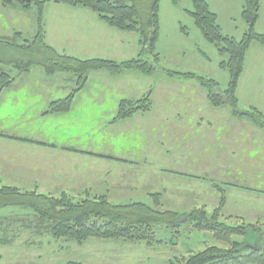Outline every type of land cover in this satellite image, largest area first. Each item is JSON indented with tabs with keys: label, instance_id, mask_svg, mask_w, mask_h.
<instances>
[{
	"label": "rangeland",
	"instance_id": "rangeland-1",
	"mask_svg": "<svg viewBox=\"0 0 264 264\" xmlns=\"http://www.w3.org/2000/svg\"><path fill=\"white\" fill-rule=\"evenodd\" d=\"M176 1L161 0L159 4V36L155 43L159 61L155 63L153 73L143 74L134 69L118 74L101 69L89 71L84 88L74 96L71 110L62 113L42 114L50 100L61 98L76 86L74 77L68 72L47 76L43 68L36 65L30 69V74H34L28 81L30 83H19L14 88L3 90L0 94L2 133L21 138L31 136L35 141L0 136V185L8 184L23 191L34 190L52 195L66 191L75 199L102 196L111 204L142 201L156 206L158 210L174 211L180 215L203 208L208 213L219 211L220 220L227 224H256L264 229V193L244 188L238 191L230 184V181H238L246 186L261 187L264 171L259 170L264 169V160L258 162L257 159L264 158V135L259 127L255 125L254 131L248 130L252 128V122L246 118H243L244 121L239 119L244 127L236 126L227 118H222L229 113L227 105L216 108L206 101L208 105L199 103L197 111L211 121L205 129L207 142L203 139L200 144L190 145L189 138L193 133H186V141L177 144L168 145L165 139L164 133L169 129L170 122H174L170 116L173 111L183 117L176 128H192L193 132L201 133L198 134L201 138L204 136L203 131L191 123L187 124L192 116L183 101L190 89L186 88L188 85L204 89L194 79L175 75V72L212 77L218 81L220 89L225 88L228 82L227 70L219 67V63L227 57L219 55L216 47L203 37L193 23L187 12L191 10V0ZM206 1L209 8L217 12V22L225 23L224 29L238 24L227 17L239 12L241 0ZM0 7V36H11L12 28L21 31L22 39L35 35V6L30 9H23L17 4ZM85 10L96 15L87 8ZM10 12L8 21L4 15ZM259 14V30H264V0H260ZM236 18L245 25L240 16ZM60 21L56 14L48 22L45 21V40L57 51L81 59L94 58L68 52L69 31L64 32ZM85 22L88 20L80 17L78 24ZM102 25L84 27L87 36L91 34V37L95 28L97 31L102 29L99 35L102 42L110 41V36L120 39L115 44L112 59L128 60L141 53L137 33L123 32L105 23ZM255 29L258 30L257 27ZM21 38L18 41L22 42ZM59 43L61 46H58ZM63 44L67 50H63ZM71 49L80 50L78 44ZM141 56L153 61L146 52ZM3 66L0 64V68ZM7 69H10L9 66ZM98 73L117 76L122 86L115 89L113 83L100 79ZM66 76L72 79H63ZM149 90L153 100L150 111L112 121L119 100L139 99ZM117 124L119 126L115 127ZM161 133L164 135L162 141ZM53 140L60 145L67 144L72 152L59 146L47 148L41 144ZM106 151L126 158L116 161L118 158ZM62 173L64 176H61ZM218 185L225 189L222 206L219 203L220 193L215 188ZM9 212L28 211L21 207L0 209V214ZM182 219L179 220L178 232L167 227L166 224L171 225L169 221L155 224L156 242L149 245L144 241L97 238L77 243L71 239L50 235L41 237L17 229L12 243L0 245V264H64L71 259L85 264H179L177 259L207 245L226 246L217 242L209 230H194L186 218ZM257 231L248 230L244 238L234 236L245 242L240 253L251 250L260 236L264 238V233L259 236ZM3 234L0 229V236Z\"/></svg>",
	"mask_w": 264,
	"mask_h": 264
},
{
	"label": "trees",
	"instance_id": "trees-1",
	"mask_svg": "<svg viewBox=\"0 0 264 264\" xmlns=\"http://www.w3.org/2000/svg\"><path fill=\"white\" fill-rule=\"evenodd\" d=\"M161 0H0L2 6L17 4L23 9L33 6L36 11V33L30 38L22 39L20 31H14L11 36H0V94L4 89L12 86L20 75L39 65L45 75L49 76L60 72L72 74L75 87L61 99L50 102L42 114L68 112L71 109L74 96L81 91L88 79L87 72L97 69L107 70L112 74L123 73L134 69L143 74H151L154 65L159 61L155 43L159 31V4ZM177 2L176 0H173ZM62 3L71 6L87 8L95 12L100 20L123 32H135L139 36L138 44L141 53L152 56L153 61L137 57L128 60L116 61L111 58H78L65 52L57 51L45 40L46 3ZM189 12L193 23L200 29L203 37L212 43L219 55H226L219 63L220 68L228 72V82L225 88L220 89L217 80L205 76H197L193 72H175L194 79L206 92L207 103L219 108L227 105L231 113L238 117L249 118L264 133V113L255 107L247 111L239 109L236 89L239 78L244 70L245 54L252 42L264 45V33L258 32L255 27L259 17L260 0H242L240 17L245 22L246 29L241 38H235L223 33L217 22V14L209 8L206 0H191ZM22 39V42L18 39ZM9 66L10 69H7ZM7 69V70H6ZM151 91L145 92L139 99H121L117 105L113 122L132 117L135 113L150 111L152 108ZM23 141L32 139L4 134ZM70 150V148H67ZM219 186V187H218ZM216 186L220 193V204L224 203L225 196L220 185ZM8 207L25 208L27 213L9 212L0 214V229L4 233L0 236V245L12 243L15 230H27L36 236L50 235L53 238H64L82 243L90 238L120 239L132 242L144 241L148 245L156 242L155 224H166L175 232L179 231L180 219L186 218L193 229L209 230L214 239L226 246L207 245L202 250H195L177 259L179 264H264V229L256 224L244 226L227 224L220 220L219 211L208 213L199 208L180 215L174 211L158 210L156 206L145 204L142 201L114 204L104 197L93 196L73 198L66 191L59 195L40 193L34 190L23 191L12 185H0V209ZM258 230L260 236L251 250L240 253L244 240L234 238L247 235L248 230ZM13 232V233H11ZM251 246V244H250ZM64 264H85L83 261L68 260Z\"/></svg>",
	"mask_w": 264,
	"mask_h": 264
},
{
	"label": "crops",
	"instance_id": "crops-1",
	"mask_svg": "<svg viewBox=\"0 0 264 264\" xmlns=\"http://www.w3.org/2000/svg\"><path fill=\"white\" fill-rule=\"evenodd\" d=\"M51 4H54V5H51ZM45 5H46L45 10H44L45 21L48 22L53 17V15L56 14L57 16L60 17L61 21L59 23L64 25V28H65L64 32L69 31L67 38L70 39V42L68 45L69 49H70L68 52H70V54L71 53H73V54L80 53L77 55L83 54V55H87V56H91V57L95 56V57H102V58L114 57V51H116L114 49V47L117 45L116 43H118L120 41V39L118 37L114 38L113 36H110V41L105 40V42H102V40L100 39V36H99L101 31H102V29H100V28L98 29V31L96 30L97 28L94 29L93 37H91V34L89 36H87V34H86L85 27H84L85 25H88V27H90V26L93 27L96 24L102 25L103 22L100 20L98 15H94L93 13L91 14L90 12L85 10V8H83L81 6L80 7L71 6V5H66V4H62V3H54V2H48ZM0 6H1V2H0ZM241 6H242V0L238 4L239 12H237L235 15L227 17L229 19V21H231L233 19L234 21L238 22V24L233 26L231 29H227V30L224 29L223 24H225V23L218 21L222 31L224 33L232 36V37L234 36L235 38H241L244 34V30L246 29V25H242V23H240V20L238 19L239 20L238 21L236 18V16H240ZM0 9H1V7H0ZM2 10H5V9L3 8ZM214 12L217 14L216 11H214ZM10 15H11V12L9 13V15L8 14L4 15L5 19H7L9 21L8 18L10 17ZM35 15H36V13L34 14V17H35ZM80 17L86 18L88 20V22L78 24ZM218 17L219 16L217 14V19H218ZM260 18L261 17L259 14V17L257 19L258 20L257 26H256L258 29L257 31L264 33V30H259V29H261L258 25L261 22ZM35 20H36V17H35ZM102 26H104V25H102ZM12 30H13V32L19 31V30H16L14 28H12ZM82 33H83V35L81 36ZM9 35H12V34H9ZM48 40H49V38H48ZM49 44H51V43H49ZM77 44L79 45V49H80L79 52H78V50L71 49V48L75 47V45H77ZM58 46H61V44L59 43ZM101 46L103 48H100ZM62 48H63V50H67L65 44H63ZM245 56H246L245 57V63L243 66L244 70H243V72L239 78L240 79L239 84H238L237 89H236L238 103H239V106L241 105V108L240 107L239 108L243 111H247L249 108L255 107L256 109H258L262 113H264V45L259 44L258 42H252L250 47L246 51ZM98 74H100L99 75L100 79L106 80V82L113 83L115 86V89H118L119 86H122L120 81L117 80L118 79L117 76L104 75L103 73H98ZM33 75L30 74V71L23 74V75H20L19 77H17V79L14 81V83L10 87H13V86L15 87V85L19 84V83L26 84V82H28L29 79L34 77ZM39 76H41V78L44 77L43 74H39ZM65 78L69 79V81H70V79H72V77H70V76H66L63 79H65ZM45 79H47V78L45 77ZM28 83H30V82H28ZM190 85H188V87H186V88H190V89H189V91H187V94L185 93L184 99H183L184 105L190 109L191 116H192V120L188 121L187 124L190 125V123H191L192 125L197 127L199 131H201V132L203 131L204 136L201 138L200 135H198L201 133L193 132L192 128H188V127L176 128L182 123L181 121H179V119H183V117H179L180 113L175 114V112L173 111L170 113V116H172L174 122H170L171 125L168 126L169 129H167V131L164 133L165 139L167 140L168 145L171 143L177 144V142H179V141L185 142L186 141L185 140L186 133H188V134L193 133L194 134L193 136L190 135V138H189L190 145L191 144H200V143H202L203 139L205 142H207V140L205 139L206 135H207L205 129L207 128L206 127L207 124H210L211 121H210V119H207L205 115L200 114V112L197 111V109H198L197 107H199L200 104H202L203 106H205V104H206V101H207L206 100V92H204L202 90V88L198 89L197 87L190 86ZM65 89H68V87H66ZM68 93H66L64 96H66ZM64 96H62V97H64ZM61 98L60 97L53 98L52 100H50V102L53 100H56V99H61ZM122 99H124V98H122ZM125 99H127V98H125ZM50 102L48 103V105L50 104ZM204 102H205V104H204ZM206 105H208V104H206ZM204 109L207 110V107H205ZM228 111H229V113L225 114V116L222 118L224 120H225V118H227V121H232L233 123L236 124V126L244 127L241 123V121H244L243 117H238L237 115L232 114L230 109ZM170 116H169V119H170ZM239 119L241 121H239ZM121 122H123V121H121ZM104 125H105V123H104ZM251 125H252V128L248 129V130L254 131L255 130V124L252 122ZM118 126H119V124L115 125V127H118ZM0 131H1V129H0ZM262 133H263V131H262ZM164 135H163V133H161L160 140L164 139ZM263 135H264V133H263ZM25 138H27V139L29 138V139H32L33 141H35V139H33V137H31V136H28ZM33 141H29V142L33 143ZM41 144L45 145L47 148H50V147L51 148H58V146L61 147L62 150H67V148H70L67 144L63 143V145H60V144H57V142L54 140L51 142L43 141ZM75 149H77V148L75 147L74 151H75ZM68 151L72 152L71 150H68ZM106 153L111 155L114 158L115 157L118 158V160H116V161H119V160L121 161L122 159L126 158L123 155L119 156L116 153H112V151H110V152L106 151ZM98 154L101 155L102 153H98ZM257 160H258V162H260L261 160H264V158L261 157V159H257ZM259 171H264L263 167ZM176 172H178V171H176ZM180 172H182V171H180ZM52 175L53 174H51V176ZM61 176H64V173H62ZM234 181H237V180L235 179ZM227 183H229V182H226V184ZM240 183L241 182H238V181L234 182V183L230 181V184H232L231 187L234 188L235 190L239 191L240 189L244 188L246 190H253L256 192L264 193V181L261 182L262 184H261V187H259V188L254 187V185L253 186H246V185L240 184ZM237 188H239V189H237Z\"/></svg>",
	"mask_w": 264,
	"mask_h": 264
},
{
	"label": "water",
	"instance_id": "water-1",
	"mask_svg": "<svg viewBox=\"0 0 264 264\" xmlns=\"http://www.w3.org/2000/svg\"><path fill=\"white\" fill-rule=\"evenodd\" d=\"M184 219H182L181 221H183Z\"/></svg>",
	"mask_w": 264,
	"mask_h": 264
}]
</instances>
